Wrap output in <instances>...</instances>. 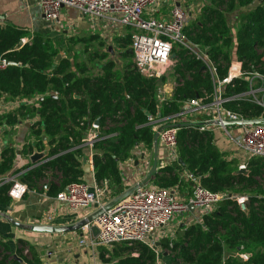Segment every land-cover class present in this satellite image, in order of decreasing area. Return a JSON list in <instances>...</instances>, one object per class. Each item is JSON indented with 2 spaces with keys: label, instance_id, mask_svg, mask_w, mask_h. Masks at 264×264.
Returning <instances> with one entry per match:
<instances>
[{
  "label": "trees",
  "instance_id": "trees-1",
  "mask_svg": "<svg viewBox=\"0 0 264 264\" xmlns=\"http://www.w3.org/2000/svg\"><path fill=\"white\" fill-rule=\"evenodd\" d=\"M251 1L211 0V5L203 7L198 18L191 24L188 22L185 28L187 39L206 49L214 59L219 78L226 75L230 64V56L224 49L229 35L222 8L232 10L236 5H247ZM262 3L249 8V18L237 30L234 54L246 71L264 69ZM128 31L127 37L118 39L122 46H131L132 34ZM23 35L21 29L0 23V59L7 62L0 67V92L8 93L11 99L36 100V108L28 109L27 103H23L0 115V119L12 126L20 118L37 113L38 120L30 127L35 139L24 143L23 152L32 153L33 148L41 150L48 145L47 157L50 159L20 174V180L28 189L55 196L67 184L82 181L85 173L79 145L83 144L91 123L98 119L100 136L115 135L101 138L94 144L99 147V151L91 156L94 180L99 186L105 180L114 181L118 187L115 193L119 194L124 187L118 163L132 157L138 144L145 149L152 148L153 133L145 124L146 112L167 116L180 112L184 101L190 98H201L203 103L212 100L210 75L200 61L180 46L174 49L177 61L172 98L158 108L155 93L160 78H144L131 65L125 66L121 80L114 79L109 71L100 77L74 78L64 71V59L55 65L51 63L50 50L38 36L17 46ZM246 84L244 79H234L225 86V91L227 94L239 93L247 88ZM226 106L247 118L264 115L262 107L245 100L229 102ZM42 134L46 142L42 140ZM39 143L40 149L37 148ZM94 148L96 150V146ZM177 154L182 163L175 160L160 167L151 180L155 185H177L181 192L190 193L195 182L181 178L187 171L208 190L246 194L248 202L242 209L234 199L224 197L212 212L202 215L201 222L178 226L179 241L163 237L159 246L169 249L166 255L169 264H258L260 249L264 247V158L250 159L247 173H238L236 159L228 158L227 153L219 149L211 132L198 131L184 123L177 130ZM14 157L12 146L7 145L1 150L0 174L11 169ZM48 174L51 184L45 189ZM9 187L10 183L0 185V206L7 205L11 199ZM229 245H234V251L225 255L224 250ZM250 247L253 251L247 261L238 259L237 254ZM97 248L103 264L112 260V264L157 263L156 252L140 242L117 244L111 249L101 245ZM14 254L20 262L13 258L8 244L0 238V264H45L40 249L21 238Z\"/></svg>",
  "mask_w": 264,
  "mask_h": 264
},
{
  "label": "built area",
  "instance_id": "built-area-1",
  "mask_svg": "<svg viewBox=\"0 0 264 264\" xmlns=\"http://www.w3.org/2000/svg\"><path fill=\"white\" fill-rule=\"evenodd\" d=\"M41 13L47 19H58L63 7L72 8L89 16L91 23L101 22L110 28L129 29L132 34L131 50L137 71L144 78L159 79L171 69L177 61L174 49L182 47L202 63V68L210 75L212 81V100L203 103L201 98L194 97L184 101L181 111L167 116L153 115L146 112V125L152 133H158V143L166 152L168 161L178 159L177 130L178 124H195L198 131L213 134V141L224 150L235 151L232 157L238 163V171L247 173L248 161L256 157L264 158V115L256 118L244 117L240 111L227 107V103L245 100L264 109V69L263 71H246L241 68L239 60L230 61L226 75L219 78L217 64L206 49L189 41L185 28L191 17L180 3L171 1V8L166 18L156 17L166 0H37ZM23 43L25 42L21 39ZM7 64L0 59V67ZM234 79H244L247 88L239 93L225 91V86ZM176 85V84H175ZM172 92V90H171ZM159 93L162 94L161 88ZM56 95L57 93L54 92ZM260 96V97H259ZM166 101V100H164ZM259 120L258 122L240 125H223V121ZM211 122V124H208ZM219 122V123H217ZM98 122H92L84 142H92L101 138ZM220 148V147H219ZM20 174L0 179V185L10 183L8 195L12 199H20L28 187L20 180ZM144 177V176H143ZM134 181L130 186L139 182ZM182 177L195 183L190 193L182 196L177 185L158 187L152 181L132 191L109 209L102 212L90 224L81 227L84 238L78 245L94 251L98 246L109 248L114 245L143 243L152 248L158 255L156 234L160 229L173 224L174 221L184 226L202 221V215L212 212L217 203L224 197L232 198L242 209H245L248 196L227 192H212L200 185L191 173L184 171ZM129 186V187H130ZM109 189L105 180L101 186L95 180L72 182L56 193L55 199L71 208H92L95 211L109 201H105ZM112 200V199H111ZM188 205H192L190 211ZM86 217V216H85ZM180 217V218H179ZM91 225H95L98 233L93 235ZM155 235V236H154ZM245 259L246 254L241 255ZM158 263V259H157ZM156 263V264H157Z\"/></svg>",
  "mask_w": 264,
  "mask_h": 264
},
{
  "label": "rangeland",
  "instance_id": "rangeland-1",
  "mask_svg": "<svg viewBox=\"0 0 264 264\" xmlns=\"http://www.w3.org/2000/svg\"><path fill=\"white\" fill-rule=\"evenodd\" d=\"M25 1L29 4L27 12L23 11L15 17L4 11L2 13L4 18L1 20V24H9L21 29V31L24 32L21 39L24 41H30L33 37L38 36L50 50L52 57L51 63L55 65L59 60L64 59L66 61L64 71H66L70 76L74 78H81L84 76L93 78L103 76L106 71H109L114 79L121 80L126 65H131V68H135L137 70L133 60V55L128 52L131 46H122L118 40L119 38L127 37L126 34L129 32L127 29L106 27L101 22L95 24L90 23L88 22L89 17H82L77 11L67 7H63L61 9L58 19H47L41 15L37 0ZM208 5H211V0H202V4L197 12L199 13L203 7ZM222 9L225 22L228 26L229 35V41L225 45L224 49L228 52L230 61H235L237 60V57L234 54L237 45V30L243 22L249 18V8L246 5L239 4L232 10H226L225 7ZM5 12L7 14L6 16L3 15ZM198 13L194 16V18H192V20H189L190 24L198 18ZM174 66L160 78L159 85L157 86L155 93L158 108L162 106L161 104L164 100L168 101L172 98L173 90L176 84ZM160 88L162 90V94L159 93ZM21 98L22 97H18L16 100H28L27 97ZM14 101L15 99H11L8 93L0 92V110L5 111L3 113L6 114L12 110L9 108L7 110L6 107L14 105ZM35 102V99L31 100L30 103L27 104L26 108H36V106H34ZM12 107H15V105ZM1 125L2 124L0 122V126ZM88 132L85 133L88 134ZM95 142L96 141L92 142V145H90L83 141V144L79 145V150L82 156H86V154L90 151H99V147L97 145H95L96 150L94 148V144H96ZM41 146L42 145L39 143L37 148L40 149ZM219 147V149L227 153L228 158L232 157L236 153L232 149L227 148L224 150L221 146ZM108 150L111 151L110 149ZM161 151L162 156L160 160H158L160 163L163 161L162 159H164V157H167L166 152L159 146L157 149L158 155ZM152 159L153 148L145 149L141 144H138L133 150L132 157L118 163L121 180H124V176L127 174H129L130 178H140L145 176L147 170L151 166ZM19 170L20 169L13 171L9 170L8 172L9 174L13 173L12 175H15L19 173ZM181 178L185 180L182 176ZM115 185L114 181H107V187L109 190L111 189L110 192L112 191L115 193L116 190H118V187ZM191 188L192 186L189 190H191ZM112 192L111 194H113ZM52 196L54 197V195ZM12 202L13 200L10 199L8 204L5 206H9ZM176 225L177 224H171L166 228L160 229L159 233L156 234V236L154 235L157 242H159L163 237L179 241L181 232L177 231ZM112 247L113 246H110L108 249H111ZM233 247L234 245L226 247L224 254L227 255L229 252H233ZM156 249L160 251L157 255V264H169V256H163L164 253L167 255L169 249L163 246H159ZM252 249L253 248L250 247L242 250L239 254H237L238 259L241 261H247V259L241 255L244 253L247 257H249L250 253L253 251ZM73 251H78V249H74ZM82 251H84V260L81 264H103V260L99 257L100 250L97 247L93 252L89 249ZM260 253L261 261H259L258 264H264V247L260 249ZM168 255L171 254L169 253ZM112 262L113 260L109 262V264H112Z\"/></svg>",
  "mask_w": 264,
  "mask_h": 264
},
{
  "label": "crops",
  "instance_id": "crops-1",
  "mask_svg": "<svg viewBox=\"0 0 264 264\" xmlns=\"http://www.w3.org/2000/svg\"><path fill=\"white\" fill-rule=\"evenodd\" d=\"M171 1L174 3L176 2L182 4L185 8L188 9L189 12H192L193 14L198 13L197 10H199L200 5L202 4V0H166L160 8L159 12L155 14V16L159 18H166L171 8ZM28 9L29 4L26 3L25 0H0V23L4 18L2 16V13L4 11L8 12L10 15L17 17L21 12H27ZM39 10L41 12L40 6ZM6 12L3 15L6 16ZM79 14L82 17H89L85 13ZM88 22L91 23L90 18ZM16 99L14 101L15 107H12L14 105L7 106V110L8 108L17 109L18 106L23 105V103L29 104L31 101V99ZM3 112L5 111L0 110L1 115L5 114ZM37 120V113L32 116L20 118L19 121L12 126L6 124L5 119H0V122L2 124L0 126V152L7 145L12 146L15 151V157L10 171L20 169L18 172L22 173L27 169L33 166H37L40 163L50 159L46 156L48 145H45L43 150H37L33 148L32 153L23 152L22 148L24 143L33 142V140L35 139L34 136L30 133V127ZM42 140H46L44 134H42ZM159 146L162 148V150H164L160 144L158 145V147ZM34 152H44L45 157L37 163H32L31 156ZM92 153L93 152L90 151L86 154V156H81L82 164L84 160L88 161L90 164V172L85 173L83 177L84 180L89 182H92L94 180L91 158ZM161 156L162 151L158 155V160H160ZM162 160L163 161L161 163L158 162V165L167 163L168 158L164 157V159ZM28 164H30V166L25 167ZM12 174H9V172L0 174V179H2V177H9ZM124 177L125 179L122 180L124 190L127 189L134 181L139 179V177L130 178L129 174L125 175ZM46 179L47 181L50 180L51 182V178L49 179L48 176ZM47 181L45 180V184ZM110 190L105 197V201H110L118 195L117 193H113L112 191L111 192L113 194H111ZM187 193L182 192V196L187 195ZM12 200L13 202L9 206H0V238L8 244L13 254L17 246V241L21 238L28 241L30 244L36 245L40 249L45 264H81L83 262L84 251L82 250H86L88 248L80 247L78 245L79 239L84 238V232L81 229L63 233H40L21 229L20 227L11 223L8 218H11L12 220L24 225L43 224L50 226H66L71 225L92 213L91 207L88 209L71 208L64 203L58 202L55 199V196L53 197L52 195H48L42 190L35 189H28V191L20 199ZM173 224H177V221H174ZM176 226L182 227L184 226V224L178 223ZM74 249H78V251H73ZM163 256H166V254L164 253Z\"/></svg>",
  "mask_w": 264,
  "mask_h": 264
},
{
  "label": "water",
  "instance_id": "water-1",
  "mask_svg": "<svg viewBox=\"0 0 264 264\" xmlns=\"http://www.w3.org/2000/svg\"><path fill=\"white\" fill-rule=\"evenodd\" d=\"M262 2H263V0H252L246 6L248 8H254V7L259 6ZM22 43H23V41L20 40L19 43L17 44V46H20ZM128 52L132 53L131 48L128 50ZM258 121L259 120L223 121L222 124L223 125H240L242 123L258 122ZM95 122H98V119ZM217 123H219V122H217ZM208 124H211V122H209ZM179 125L180 124H178L177 126L179 127ZM186 125L193 126L195 124L189 123V124H186ZM158 145H159V143H158V133H154L153 134V141H152V148H153L152 163H151V166L149 167V169L147 170L145 176L139 182H137V183L133 184L132 186L128 187L123 192L118 194L115 198H113L112 200H110L109 202L104 204L103 206L99 207L98 209H96L95 211H93L92 213L87 215L86 217L80 219L79 221H77V222H75V223H73L71 225H66V226H50V225H43V224L42 225H40V224L24 225L22 223H19V222H16V221L12 220L11 218H8L9 221L11 223H13L14 225L20 227L21 229H26V230H30V231H34V232H40V233H63V232L76 231V230L81 229V227H83V226H85L87 224H90L102 212H104L105 210L109 209L111 206H113L119 200H121L122 198H124L128 194H130L132 191H134L137 188H139V187L151 182V180L154 178V176L156 175V173L160 169V167L158 166V153H157ZM44 157H45V153L44 152H41V153L40 152H34L32 154V156H31V162L32 163H37L38 161H40ZM177 161L179 163H182L181 159L179 157H178ZM82 171L84 173H89L90 172V164L86 160H84V162H83ZM238 173H244V172L243 171H238ZM48 177L50 179V174H48ZM50 184H51V182H50V180H48L46 182V184H45V189H48ZM188 207H189L190 211L193 210L192 205H188ZM91 231H92L93 235H97V233H98V230H97L95 225H91ZM157 245H159V243H157ZM13 258L18 260L19 262L21 261V259L18 258L15 254H13Z\"/></svg>",
  "mask_w": 264,
  "mask_h": 264
}]
</instances>
